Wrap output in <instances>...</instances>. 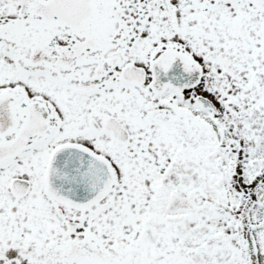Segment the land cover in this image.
I'll list each match as a JSON object with an SVG mask.
<instances>
[{"label": "snow or ice", "instance_id": "1", "mask_svg": "<svg viewBox=\"0 0 264 264\" xmlns=\"http://www.w3.org/2000/svg\"><path fill=\"white\" fill-rule=\"evenodd\" d=\"M0 264H264V0H0Z\"/></svg>", "mask_w": 264, "mask_h": 264}]
</instances>
